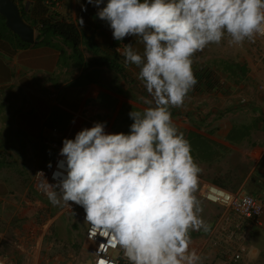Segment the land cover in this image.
<instances>
[{"label":"clouds","instance_id":"clouds-1","mask_svg":"<svg viewBox=\"0 0 264 264\" xmlns=\"http://www.w3.org/2000/svg\"><path fill=\"white\" fill-rule=\"evenodd\" d=\"M87 3L114 40L131 36L143 44L142 53L132 43L116 52L125 68L139 69L150 98H141L142 110L129 112L127 133L106 132V122H96L64 138L56 183L45 179V195L54 206H81L85 221L110 235L129 264H202L191 233L209 228L196 195L203 169L171 109L181 108L198 83L192 67L198 52L225 36L240 46L264 36V0Z\"/></svg>","mask_w":264,"mask_h":264},{"label":"crops","instance_id":"crops-1","mask_svg":"<svg viewBox=\"0 0 264 264\" xmlns=\"http://www.w3.org/2000/svg\"><path fill=\"white\" fill-rule=\"evenodd\" d=\"M24 1L26 14L35 8L43 11L38 0ZM96 12L87 0H61L55 16L76 25L81 61L68 41L39 31L38 19L46 13L23 17L35 29L34 41L27 45L4 26L0 16V149L19 143L37 154L41 144L74 138L96 122H106V132H129L133 122L129 112L142 110L146 105L141 98L150 97L137 79L139 69L125 68L116 48L132 43L142 53L144 46L138 37L114 40L111 28ZM229 40L225 36L195 55L192 67L198 83L181 108L171 109L174 123L203 169L196 195L209 226L217 217L210 210L218 214L220 207L210 202L216 206L210 209L209 201L202 200L200 189L206 183L264 199V87L257 86L264 84V37L242 46ZM249 99L256 102L248 103ZM48 147L46 157L52 165L56 151ZM209 228L191 233V248L202 249V264H214L217 257V249L208 245ZM254 231L264 240V213L262 225ZM252 239L241 264H257L256 260L264 264V252L253 248Z\"/></svg>","mask_w":264,"mask_h":264},{"label":"rangeland","instance_id":"rangeland-1","mask_svg":"<svg viewBox=\"0 0 264 264\" xmlns=\"http://www.w3.org/2000/svg\"><path fill=\"white\" fill-rule=\"evenodd\" d=\"M38 11L35 8L23 17L30 19ZM257 86L260 89V84ZM254 102L249 99L248 103ZM21 146L10 143L0 149V264H78L87 260L91 245L84 235L88 223L84 209L75 204L54 206L46 195L34 192L36 169L50 164L48 145L41 144L37 154ZM208 203L210 209L215 206ZM216 211L211 209L210 213L217 216ZM253 236V248L264 252V240L258 233Z\"/></svg>","mask_w":264,"mask_h":264},{"label":"built area","instance_id":"built-area-1","mask_svg":"<svg viewBox=\"0 0 264 264\" xmlns=\"http://www.w3.org/2000/svg\"><path fill=\"white\" fill-rule=\"evenodd\" d=\"M42 3L47 9L46 17L57 19L55 16L61 7V0H42ZM124 44L119 47H124ZM259 87L263 88L264 84ZM53 130L57 131V128ZM62 142L48 141V145L56 151L54 162L49 167L36 169L33 186L41 195H45L47 181L56 183L53 174L59 171L58 164L63 159L59 156ZM200 196L220 207L215 223L209 226L208 245L217 249L214 264H241L254 230L262 225L264 199L244 190L230 191L214 183L204 184ZM84 235L91 245L92 264H129L122 250L112 244L110 235L93 229L89 223ZM192 249L198 254L202 251L198 247Z\"/></svg>","mask_w":264,"mask_h":264},{"label":"trees","instance_id":"trees-1","mask_svg":"<svg viewBox=\"0 0 264 264\" xmlns=\"http://www.w3.org/2000/svg\"><path fill=\"white\" fill-rule=\"evenodd\" d=\"M13 1H15L17 4H21L24 2V0H13ZM38 1H39V7L43 9V11H39L38 13L45 14L46 10L44 9V7L42 6L40 2L42 0H38ZM20 11H21L22 16L24 13H26L27 10L25 8V5L21 6ZM0 16L5 26V18L2 15ZM38 21L41 23V27L39 28V31H41L42 34L51 33L53 35L60 36L64 40L68 41L73 48V52L75 53L76 56H78L79 60L81 61L82 58H81V54L78 49L79 42H80V36H79V32L75 24L70 23L64 19L59 20V19H54L53 17H46V15L40 16V19H38ZM18 39L23 45L28 44L22 41L20 38Z\"/></svg>","mask_w":264,"mask_h":264},{"label":"water","instance_id":"water-1","mask_svg":"<svg viewBox=\"0 0 264 264\" xmlns=\"http://www.w3.org/2000/svg\"><path fill=\"white\" fill-rule=\"evenodd\" d=\"M0 15L5 18L6 26L24 42L34 41V28L27 23L20 11L19 5L13 0H0ZM78 264H92L91 258Z\"/></svg>","mask_w":264,"mask_h":264}]
</instances>
